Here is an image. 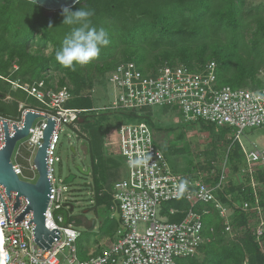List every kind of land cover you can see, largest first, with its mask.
<instances>
[{
	"label": "trees",
	"instance_id": "obj_1",
	"mask_svg": "<svg viewBox=\"0 0 264 264\" xmlns=\"http://www.w3.org/2000/svg\"><path fill=\"white\" fill-rule=\"evenodd\" d=\"M244 2L245 0H81L80 4L71 7L72 10L75 11L80 7L94 9L95 15L91 17V26L96 29L107 26L122 27V25L125 26L122 28L126 29L127 23L129 25H133L134 21L141 23V18L147 19L143 23H150V33L144 27L135 31V27L138 26L136 24L135 27L127 28L125 32H130L132 36L139 33L141 39L133 38L131 44H128L129 42L122 39L119 41L113 39V42L108 36L110 42L105 46L106 52H103L104 47H102L99 56L87 65L65 67L56 59V52L70 32V26L62 25L64 17L61 10L47 12L27 0H0V92L3 93L0 98V115L8 119L18 118L19 101H26L27 105L31 106L37 105V101L24 90L11 87V81L15 80L27 85H36L38 81L43 80L46 88L67 86L71 91V98L66 101V107L94 110L90 105V98L84 94L93 91V82L96 78L102 79L106 74L109 78L108 74L121 62H132L140 73L148 75L151 72L156 73L157 68L164 63L173 66L182 64L198 71L212 60L215 63L214 74L219 86L227 84L233 88L249 87V81H254L257 88L262 87L261 81L255 74L264 62V54L259 49L264 42V18L257 14L260 7H256L251 18L254 23V27L252 26L250 30L251 36L245 39V31L250 24L243 20ZM167 27L170 28L166 29ZM207 31L212 32L213 37ZM225 33L231 34L230 42L219 52L212 50L209 45L210 40L223 37ZM139 42L150 48L154 55L152 62L145 61L143 69L138 65V61H131L132 54L122 55L125 46H135V43L139 44ZM195 42L198 52L190 57V48H193ZM245 44L251 45L252 49L237 52V50L243 51ZM184 48L186 59H182L178 54L175 58L179 57V60H174V54H170V49ZM245 52L248 58L244 61L238 59L235 64L234 61L238 56H244ZM117 53L121 55L119 60L115 56ZM192 60L193 63L190 64ZM14 65L17 68H14ZM50 71L59 74L56 83H53ZM105 81L101 82L102 87H106ZM6 95L9 96L8 99H5ZM7 102L14 106V112L4 108ZM112 106L113 101L107 109L118 111L133 122L120 120L103 125L94 121L88 111L83 113L77 122L82 131L73 129L76 137L89 141L88 174L91 175L92 183L87 187L90 188L92 196L91 204L86 210H93L95 214L99 207H104L108 212L111 211L112 206L117 205L113 201L111 186L114 182L123 180L117 178L116 172L121 164H125L124 157L119 154L117 130L125 124L145 123L152 136L154 134V127L151 125L153 122L150 119L151 106L139 108H112ZM163 106L178 111L175 106ZM103 116L106 117V114L103 113ZM190 122L202 129L213 124L202 119ZM170 130L165 128L167 132ZM108 138L112 139L109 141L110 151ZM153 142L157 146L154 139ZM233 146L235 148L232 157L230 151L222 157L211 147L209 149L204 147L197 152L200 157L194 165L195 170L186 174L193 178L197 177L198 171L213 170L204 181L216 185L221 174L219 165L224 157L229 161L230 174L228 170L225 171L226 179L214 190L215 197L222 207H225V216L220 215L214 207V202L200 201L190 204L181 197L162 204L161 213L167 215L169 222L182 219L188 209L201 213V234L204 240L193 254L177 257L176 264H264V171L262 166L257 164L253 173H242L241 169L246 166L245 158L238 144ZM176 148L180 150L181 146ZM22 152L27 154L25 150ZM31 177L30 173L23 171L24 179ZM251 177L255 180L254 186L250 182ZM170 208L176 209V212L168 214ZM65 214L67 215L68 212ZM68 220H72L76 226L84 227L75 240L76 253L80 259H86L88 251L95 246V253H99L101 250V246H98L99 239L111 243L115 230L121 225L118 212L117 215L111 212L101 216L94 227L91 219L83 218L80 222L71 216L67 217ZM226 226L230 227L229 231L225 230ZM257 228L262 230L260 234L257 233ZM84 234L86 237L83 236Z\"/></svg>",
	"mask_w": 264,
	"mask_h": 264
},
{
	"label": "built area",
	"instance_id": "obj_2",
	"mask_svg": "<svg viewBox=\"0 0 264 264\" xmlns=\"http://www.w3.org/2000/svg\"><path fill=\"white\" fill-rule=\"evenodd\" d=\"M14 68L17 66L14 65ZM214 69L215 63L212 60L198 71L182 64L173 66L164 63L157 68L156 73L143 75L132 62H121L109 74L110 82L120 88L112 108L175 106L181 112L184 122L202 119L216 126L232 127L236 129L232 143L238 144L245 158L246 166L241 172L251 174L256 170L257 164L264 161V144L260 148L246 150L240 136L245 128L264 124V87L233 88L227 84L219 86ZM11 84L32 96L37 105L20 102V115L16 119H7L0 115V147L4 143L3 120L7 121L9 133L12 135V124L21 127L26 111L41 115L37 121L33 120L25 139L18 145L16 142L12 151V167L19 178L30 182L35 180V151L41 143L46 119L51 117L55 121L46 150L50 195L45 220L49 229L56 228L59 231V238L53 240L47 249L36 243L32 230L34 225L29 222L32 218L31 212L26 213L21 221L14 222V217L26 206V199L19 197V206L12 210L16 193L11 192L9 199L0 185V196L6 207L9 223L6 224L0 202L4 264H176L177 257L193 254L204 240L201 234V213L188 209L182 219L169 222L167 215L161 213L163 202L181 197L190 204L200 201L214 202L220 215L225 216V207H222L214 195V190L227 177L225 157L219 165L221 174L216 185L204 181L213 170L198 171L199 179L173 173L163 153L154 144L151 131L145 123L121 125L117 130L118 148L119 154L124 157L127 177L114 182L111 188L113 201L117 204L111 210L119 213L121 225L115 230L111 243L99 239V253H95V246L88 251L86 259L78 258L75 240L80 230L72 220L65 219L66 216H72L75 199L67 194L65 185L57 186L54 183L52 165L55 160L59 161L54 156V151L61 126L67 125L72 130L81 132L77 122L90 109L66 107V101L71 98V91L67 86L46 88L43 80L36 85L22 84L18 80L11 81ZM22 150L27 154H23ZM22 163L27 164L25 169ZM24 170L32 172V177L24 179ZM254 181L251 177L252 186L255 185ZM63 211L68 214L63 215ZM175 212L176 209L170 208L168 214ZM225 230L229 231L230 227L226 226ZM261 232L257 228V233ZM65 248L67 253H63Z\"/></svg>",
	"mask_w": 264,
	"mask_h": 264
},
{
	"label": "rangeland",
	"instance_id": "obj_3",
	"mask_svg": "<svg viewBox=\"0 0 264 264\" xmlns=\"http://www.w3.org/2000/svg\"><path fill=\"white\" fill-rule=\"evenodd\" d=\"M256 7L257 8L260 7V10L259 11L257 10L258 12L257 14H259L261 18H264V0H245L243 5L242 16H243V20L250 24L248 30L245 31V35H246L245 39H249L251 36L250 30L252 26L254 27V23L252 22L251 18H252V14H254L256 11ZM161 8H163V6ZM159 10H163V9H159ZM116 18L118 17H115V19ZM140 20L141 23H139L138 21H134L133 25L131 24L129 25V23H127L126 29L131 28V26L135 27V25L138 24V26H136L134 29L135 31L140 29L141 27H144L146 28V31L150 33V28H151L150 23L149 22L143 23L144 20L147 19L140 18ZM122 27L125 28V26L123 25ZM122 27L115 26L112 28L107 26L104 27V29L107 31L108 36L110 37L109 39L113 42L114 40L119 41L122 39L129 42L128 44H131L130 42H132L131 40L133 38L136 40L141 39L139 33L136 34L135 36H132L130 32L126 33L125 32L126 29ZM169 28L167 27L166 29ZM207 33L212 36V32L207 31ZM230 36L231 34L225 33L223 37H218V38L215 37L213 40L211 39L209 42V45L212 47L211 49L219 52L222 47H226L225 45L230 42L229 41ZM149 40L151 41V37H149ZM188 42L189 41H187V43ZM146 43L148 42L146 41ZM262 43L264 45V42ZM191 44L189 43V45ZM263 45H261L259 49L264 54ZM135 46L132 45L125 46V51L124 54L122 55L132 54L133 58L131 61H138L137 62L138 65H140L141 66L140 68L143 69L144 68L143 64L145 63V61H148V63L153 61L154 58L153 51H150V48H148L147 46L145 47V44L143 42H139V44L135 43ZM248 48L252 49L251 45L247 46V44H245V46L242 48L243 51L237 50V52H244L246 51V49L248 50ZM184 50L185 48L181 50L170 49V54H174L173 57L174 60L177 59L179 60V57H177V59L175 58V55L178 54H180L178 56H181L182 59L183 58L186 59L184 55L185 54ZM106 51H107V47H104L103 52ZM46 52H49V50H46ZM197 52H198L197 43L195 42L193 48L192 49L190 48V52H189L190 57L193 53L195 54ZM161 53L163 54V52ZM115 56L117 57L118 60L121 58L120 53H117ZM247 58L248 57L245 52L244 56L239 55L238 58L234 61V63L236 64L238 59H242V61H244ZM192 63L193 60L190 62V64ZM50 75L53 77L52 78L53 83H56L59 74L50 71ZM255 76L257 79L261 81V85L264 87V62L256 71ZM50 79L51 78L49 77V81ZM104 80H106L105 81L106 87L104 86L102 87L101 85V82L103 83ZM253 82L254 81H249V87H257V85L254 84ZM92 89L93 91L90 94L86 92L84 95L90 98L89 99L90 105L95 110V111L91 110L88 112L89 115H92L94 121L101 123L103 125L108 124L112 121H120V120L121 121L123 120L125 122H133L126 115L118 113V111L114 112L113 110L107 109L108 106L111 105L112 101H114V99L117 97L118 92L120 90L119 87L116 88L115 85H113V83L110 82L109 78L107 77V74L102 79L96 78L93 82ZM4 108L9 112H14V106L9 102L5 104ZM150 110H151L150 119L153 122L151 125L154 127L153 139L157 144V146L162 151L167 161V164L173 173L188 174L190 172H193L195 170L194 165L200 157V156L198 157L197 152L204 149V147H208L207 149L211 147L218 153L219 156L221 155L222 157L224 155H227V153L230 151L229 153L231 154L232 157V152L233 149L235 148L233 145L236 146L237 143H232L231 138L234 136L236 129L229 126H216L215 124L207 125L206 128L204 129H202L201 127L198 128V125L196 127L195 125L191 124L190 121L184 122L182 115L175 109L172 108L166 109L162 105H153L150 107ZM103 113L106 114V117L103 116ZM38 119L39 118H36V121ZM165 128H170L171 130L167 132L165 131ZM24 139L25 138L18 140L16 145H18ZM109 141H112V139L111 138L107 139L108 150L110 151L111 149L109 147L110 146ZM240 141L246 150H251L254 147L260 148L261 145L264 144V124L260 126L245 128L240 136ZM88 142L89 141H86L83 138L76 137V132L72 130L69 126L62 125L61 131L59 132V141L56 144V149L54 151V156L57 157L59 161L55 160L53 162L52 167H53V176L55 177L54 183L57 186L65 185L68 191L67 194L71 195L75 199V201H73L75 205L72 210V214H73L72 216L74 217V219L80 222L83 221V218L91 219V220L95 219V225H96L97 221L101 218V216H104L108 213L111 214V212L113 211L109 210L107 212L104 207H99L97 209V214H95L93 210H89V211L86 210V208L91 204L90 200L92 196V192L90 188L87 187L92 183L91 175L83 173L84 171L88 170V165L90 163V155H89L90 147ZM177 146H181V149L177 150L176 148ZM71 147L74 148V152L72 151ZM200 160L202 159L200 158ZM22 165L24 169L25 166H27L26 163H22ZM229 165L230 163L229 161H227L226 171L228 170V174H230ZM258 165H261L264 171V162H261ZM80 168L83 170V172L80 170ZM24 173H30V175H33L32 172H29L27 170H24ZM116 174L118 176L117 178L119 179H124L127 177V168L124 163L120 165ZM69 175L74 176V178L72 179L73 181L69 184H65L64 181ZM194 177H193L194 179L200 178L199 176L197 177L194 176ZM62 214L64 215L65 212H62ZM113 214L117 215V211H114ZM65 219L67 220V217H65ZM78 229L80 231H83L84 227L78 226ZM83 236L86 237V234H84ZM63 253H67L66 248L63 250Z\"/></svg>",
	"mask_w": 264,
	"mask_h": 264
},
{
	"label": "water",
	"instance_id": "obj_4",
	"mask_svg": "<svg viewBox=\"0 0 264 264\" xmlns=\"http://www.w3.org/2000/svg\"><path fill=\"white\" fill-rule=\"evenodd\" d=\"M27 1L31 2V0ZM34 4L44 8L47 12H53L56 10H61L63 6L72 7L76 3H74V0H35ZM0 97H2L1 93ZM42 116L45 117V115ZM40 117L41 115L36 112L26 111L21 127H18L16 124H12V129L14 131L12 135L9 133L7 121H2L4 143L0 147V185L3 186L5 194L9 199L11 197V192L16 193L12 210L19 206V197L22 196L26 199V206L14 217V222L21 221L26 213L31 212L32 218L29 220V222L31 221L34 225L32 228L34 241L42 248L47 249L50 247L53 240H57L59 238V231L56 228L49 229L45 220V211L50 195V180L47 175L46 150L55 125V121L51 117L46 119V126L42 131L41 143L37 147L33 157V164L35 165L37 173L35 180L30 182L19 178V176L13 170L11 162V155L16 142L27 136L33 120ZM71 149L74 152V148L71 147ZM80 170L83 172L81 168ZM83 173L88 174L89 169ZM73 178V175L67 176L64 183L68 184ZM0 202L4 209L6 224H9L6 207L1 196ZM94 226L95 219H92V227Z\"/></svg>",
	"mask_w": 264,
	"mask_h": 264
},
{
	"label": "clouds",
	"instance_id": "obj_5",
	"mask_svg": "<svg viewBox=\"0 0 264 264\" xmlns=\"http://www.w3.org/2000/svg\"><path fill=\"white\" fill-rule=\"evenodd\" d=\"M31 2L34 3L35 0ZM74 3L80 4L81 0H74ZM61 14L64 17L62 25L70 26V32L56 52V59L65 67L87 65L99 56L102 47L109 44L107 31L91 26V17L95 15L94 9L80 7L73 11L71 7L63 6ZM20 102L22 101L18 102V106Z\"/></svg>",
	"mask_w": 264,
	"mask_h": 264
},
{
	"label": "bare ground",
	"instance_id": "obj_6",
	"mask_svg": "<svg viewBox=\"0 0 264 264\" xmlns=\"http://www.w3.org/2000/svg\"><path fill=\"white\" fill-rule=\"evenodd\" d=\"M1 245H2V235L0 233V252H1V260H0V264H4L3 260H2V249H1Z\"/></svg>",
	"mask_w": 264,
	"mask_h": 264
},
{
	"label": "flooded vegetation",
	"instance_id": "obj_7",
	"mask_svg": "<svg viewBox=\"0 0 264 264\" xmlns=\"http://www.w3.org/2000/svg\"><path fill=\"white\" fill-rule=\"evenodd\" d=\"M0 93H1V94H2V96H3V93H2V92H0ZM8 97H9V96H8V95H6V96H5V99H7ZM0 98H1V97H0Z\"/></svg>",
	"mask_w": 264,
	"mask_h": 264
},
{
	"label": "crops",
	"instance_id": "obj_8",
	"mask_svg": "<svg viewBox=\"0 0 264 264\" xmlns=\"http://www.w3.org/2000/svg\"><path fill=\"white\" fill-rule=\"evenodd\" d=\"M91 250V249H90Z\"/></svg>",
	"mask_w": 264,
	"mask_h": 264
}]
</instances>
